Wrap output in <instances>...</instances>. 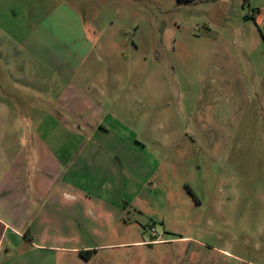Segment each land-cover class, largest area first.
I'll use <instances>...</instances> for the list:
<instances>
[{
    "label": "rangeland",
    "instance_id": "1",
    "mask_svg": "<svg viewBox=\"0 0 264 264\" xmlns=\"http://www.w3.org/2000/svg\"><path fill=\"white\" fill-rule=\"evenodd\" d=\"M73 1L97 46L80 71L86 119L111 129L105 141L140 144L138 160L152 159L145 172L122 166L123 219L169 242L131 254L176 264V251L187 258L200 240L207 264H264V0ZM21 96L0 101V121L7 111L26 142L49 128L45 113L78 127L55 98Z\"/></svg>",
    "mask_w": 264,
    "mask_h": 264
},
{
    "label": "crops",
    "instance_id": "2",
    "mask_svg": "<svg viewBox=\"0 0 264 264\" xmlns=\"http://www.w3.org/2000/svg\"><path fill=\"white\" fill-rule=\"evenodd\" d=\"M86 31L73 0H0V101L10 96L19 100L25 91L55 98L79 124L69 128L45 113L49 128H35L26 142L19 128H7L3 110L0 264H147L132 250L169 242L165 237L147 240L142 228L133 231L141 223L123 219L131 204L119 191L122 166L145 172L152 159L138 160V151H145L140 144H130L126 153L119 143L105 141L111 129L86 119L89 106L79 100L88 79H80V71L97 47L89 45ZM116 153L122 162L114 160ZM92 221H104L111 230L101 232ZM123 223L127 236L115 235V225ZM174 240L190 241L187 236ZM196 244L187 258L181 246L172 259L176 264H207L198 249L205 244ZM87 250H95L90 258L82 254ZM168 261L165 256L150 264Z\"/></svg>",
    "mask_w": 264,
    "mask_h": 264
},
{
    "label": "trees",
    "instance_id": "3",
    "mask_svg": "<svg viewBox=\"0 0 264 264\" xmlns=\"http://www.w3.org/2000/svg\"><path fill=\"white\" fill-rule=\"evenodd\" d=\"M94 252L95 250H87V251H83L82 254L85 258H90Z\"/></svg>",
    "mask_w": 264,
    "mask_h": 264
}]
</instances>
